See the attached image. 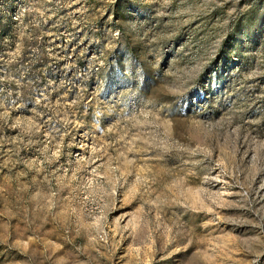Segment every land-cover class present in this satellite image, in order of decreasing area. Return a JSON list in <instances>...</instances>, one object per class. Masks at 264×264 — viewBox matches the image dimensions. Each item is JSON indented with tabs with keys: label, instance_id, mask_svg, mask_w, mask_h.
I'll return each instance as SVG.
<instances>
[{
	"label": "rangeland",
	"instance_id": "obj_1",
	"mask_svg": "<svg viewBox=\"0 0 264 264\" xmlns=\"http://www.w3.org/2000/svg\"><path fill=\"white\" fill-rule=\"evenodd\" d=\"M0 264H264V0H0Z\"/></svg>",
	"mask_w": 264,
	"mask_h": 264
}]
</instances>
